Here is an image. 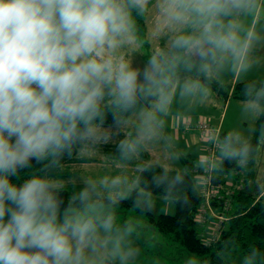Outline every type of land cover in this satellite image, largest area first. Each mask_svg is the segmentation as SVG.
<instances>
[{"label": "clouds", "instance_id": "clouds-1", "mask_svg": "<svg viewBox=\"0 0 264 264\" xmlns=\"http://www.w3.org/2000/svg\"><path fill=\"white\" fill-rule=\"evenodd\" d=\"M148 3L0 0V264H129L137 253L118 243L109 247L113 218L91 211L89 188L66 204L46 169L74 147L111 139L121 123L112 113L111 130L105 129L112 108L128 112L156 97L154 107L163 112L181 66L207 74L231 57L242 70L250 67L258 36L241 34L236 17L256 0H159L158 26L183 31L169 53L133 67L120 50L135 30L133 13L143 15ZM195 86L186 81L182 91ZM245 95H252L250 86ZM255 96L264 98V88ZM120 148L134 150L128 141ZM248 151L234 147L232 137L222 149L229 160Z\"/></svg>", "mask_w": 264, "mask_h": 264}, {"label": "trees", "instance_id": "trees-1", "mask_svg": "<svg viewBox=\"0 0 264 264\" xmlns=\"http://www.w3.org/2000/svg\"><path fill=\"white\" fill-rule=\"evenodd\" d=\"M150 4L149 2L143 15L133 13L135 20L134 36L142 48L147 50L150 48V44L147 38L146 14ZM171 45L172 43L162 42L163 51L161 53H169ZM183 78L195 80L209 87L225 104L229 98H233L256 101L261 107L253 134L245 143H237L234 137L224 132L220 134L222 149L226 138L232 137L234 147L247 146L249 151L243 159L236 158L232 160L225 159L223 152H221L215 166L214 181L225 182L226 176L233 174V184L235 186L231 205L225 211L228 219L221 223L219 238L216 241L207 243L201 237L202 227L197 221V213L202 204V196L193 174L194 162L189 155H181V161L184 165L183 170L166 168L157 163L147 165L139 172L136 185L129 192L127 198L114 204H119L122 208H133L136 212L147 216L151 226L167 241L196 256L202 264H264V201L262 199L256 200L260 191L264 189V180L260 186L255 182L256 156L260 143L264 142V98L257 101L255 92L264 88V82L245 80L236 81L235 83H220L209 76L208 73L203 74L195 70L185 71L181 66L173 83ZM246 86L251 87L252 95H245ZM155 99L156 97H149L141 100L128 112L120 113L112 108L105 125L113 124L112 113H115L121 121L120 124H122L137 109ZM83 145L74 147L72 155L63 157L57 166L76 156ZM33 166L34 168H40V165L35 163ZM52 168L54 167H49L46 170ZM240 171L244 172V178L239 177ZM177 176L181 177L178 183L175 180ZM14 182L19 181L14 180ZM61 189V196L67 204L71 197L70 189L65 187H61ZM142 195L150 198L171 199L174 203V212L155 214L144 205L145 199ZM108 201L109 199L91 200L90 203L93 208L102 202ZM212 203L215 207L219 206L216 201Z\"/></svg>", "mask_w": 264, "mask_h": 264}, {"label": "rangeland", "instance_id": "rangeland-1", "mask_svg": "<svg viewBox=\"0 0 264 264\" xmlns=\"http://www.w3.org/2000/svg\"><path fill=\"white\" fill-rule=\"evenodd\" d=\"M149 2L152 4L151 0ZM236 20L241 26V34L244 31L252 30L258 36L250 55V67L246 70L240 68L239 80L242 81L243 76L248 73L252 76L253 80L264 82V0H256L254 9L247 14L241 13L236 17ZM157 26L155 24V27L150 26L147 30V38L150 44L148 50L142 48L134 33L130 38V42L120 50V54L125 56L133 67L144 66L152 55L163 51L161 47L162 42L171 44L183 31L179 28L169 27H163L166 28V31H163V28ZM236 64L238 63L233 58L227 57L213 66L209 70L208 75L220 83H230L232 70ZM186 81H192L196 85L190 93H184L182 91ZM168 91L170 93V99L167 104L168 107L166 106L167 108L165 109L170 107L169 111H171L174 108L177 111L176 115L180 118L185 120H197L200 118L202 120L216 122V124L221 120L222 130L227 134L233 135L239 144L245 143L252 136L261 110L260 105L256 101L231 98L226 105H224L223 100L215 103L214 97L216 94L213 90L189 78L176 81ZM155 103H157V98L142 106L136 112L138 119H140L152 139L159 137L158 132L161 133L160 126L157 123V120L160 119L159 116L155 115ZM159 113L160 116L163 114L161 111ZM153 128H156V133ZM175 157V154H173L171 165L167 167L183 170L184 165ZM255 172V182L260 186L264 180V142H261L259 145L255 161ZM231 182H233V174L226 176L224 186L229 187L230 185L227 183ZM101 196L104 198L108 195L102 191V195L97 194L93 198L97 200ZM114 200L117 201L119 199L115 198ZM168 200L171 201L170 199ZM144 205L148 210H153L155 214L168 213V205L165 203L156 204L150 202ZM160 206L162 209H160ZM91 211L103 216L113 217L116 226L110 238L109 247L112 246V243H118L122 246H134L136 242L139 243L138 246L142 249L140 250L142 256L134 257L129 264H202L196 256L189 254L175 244L167 241L151 226L147 216L136 212L133 208H122L119 204H113L108 201V203L102 202L98 206H94L91 208ZM209 222L210 219L207 225H209ZM105 264H120V261L118 259H106Z\"/></svg>", "mask_w": 264, "mask_h": 264}, {"label": "crops", "instance_id": "crops-1", "mask_svg": "<svg viewBox=\"0 0 264 264\" xmlns=\"http://www.w3.org/2000/svg\"><path fill=\"white\" fill-rule=\"evenodd\" d=\"M151 2L152 4L146 14L147 30L150 26L155 27V24L159 25L160 20L159 0H151ZM163 31H166V28H163ZM240 71L239 65L236 64L232 70L230 83L240 81ZM242 79V81L253 80L252 76L248 73ZM214 100L215 103L220 101L217 94ZM139 109L115 129V134L107 142L101 140L95 143H85L76 156L47 172L57 179L60 187L69 188L71 196L78 195L82 189L88 187L91 200H95L96 198L93 197L97 194L102 195V191H104L108 196L104 198L101 196L97 200L109 199L114 204L121 199L127 198L129 192L135 187L137 176L142 169L151 163H157L168 168L167 166L171 165V161L173 160V154H175V158L179 161H181V155H189L190 159L194 162L195 168L203 169L206 154L205 143L197 131H186L183 129L185 119L176 115L177 111L174 108L171 111H169L170 107L165 109L161 116L159 110L155 108V115L159 116L160 119L157 120V123L161 130V133H157L159 137H156V139L151 138L140 119H138L136 112ZM197 120L201 119L198 118ZM197 120L191 121L196 122ZM220 121L217 124L216 122H210L221 126ZM111 126L105 125V129L111 130ZM153 129L156 133V128ZM220 130L224 132L222 126ZM230 136L234 137L233 135ZM123 141H128L129 144L133 145L134 150L122 151L120 144ZM114 178L119 179V183L116 185H112L111 183ZM142 196H144L145 204H149L150 202L156 204L165 203L168 205V213L174 212V203L171 199L169 201L168 198ZM115 198L119 200L115 201ZM160 209H162L161 206ZM216 221L215 218L210 217L209 225H206L204 228L205 233L210 232L212 225ZM138 244L136 242L134 246H128L137 253L135 257L142 256L140 254V250L142 249Z\"/></svg>", "mask_w": 264, "mask_h": 264}, {"label": "built area", "instance_id": "built-area-1", "mask_svg": "<svg viewBox=\"0 0 264 264\" xmlns=\"http://www.w3.org/2000/svg\"><path fill=\"white\" fill-rule=\"evenodd\" d=\"M183 129L186 131H197L200 138L205 143V165L203 169L194 168L195 176L202 196V204L197 213V221L202 227L201 237L207 243L216 241L220 236L221 223L228 219L227 211L232 202V195L235 191L233 182L227 183L230 186L225 187L224 182L214 181V169L222 152V142L220 139V126L211 123L209 120H184ZM240 178H244V172L240 171ZM226 182V181H225ZM264 201V189L260 191L256 200ZM213 201H216L219 208H215ZM217 211H216V210ZM215 218L217 221L212 225L210 232L205 233V226L208 220Z\"/></svg>", "mask_w": 264, "mask_h": 264}]
</instances>
